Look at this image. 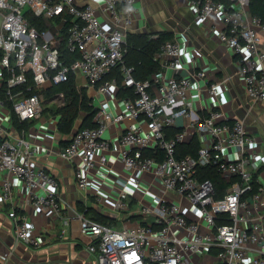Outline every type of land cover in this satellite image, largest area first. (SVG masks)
Here are the masks:
<instances>
[{
    "label": "built area",
    "instance_id": "2783aa9c",
    "mask_svg": "<svg viewBox=\"0 0 264 264\" xmlns=\"http://www.w3.org/2000/svg\"><path fill=\"white\" fill-rule=\"evenodd\" d=\"M249 1L181 0L199 25L210 23L209 36L235 57L246 95L263 105L264 20L250 14ZM33 18L50 25L39 28ZM139 19V0H0V209L8 207L15 241L41 245L24 207L54 218L65 204L39 158L51 154L43 140L58 139L56 110L66 102L50 90L74 76L93 90L95 126L73 130L58 156L72 167L76 189L112 211L114 224L95 220L86 202L78 214L95 264H264L259 140L217 102L200 113L204 94L220 95L219 82L181 35L153 54L157 72L135 78L124 57ZM63 30L68 60L54 47ZM179 119L184 125L169 134ZM191 134L199 138L195 154L178 155ZM207 169L224 189L203 177Z\"/></svg>",
    "mask_w": 264,
    "mask_h": 264
},
{
    "label": "crops",
    "instance_id": "0c3cea01",
    "mask_svg": "<svg viewBox=\"0 0 264 264\" xmlns=\"http://www.w3.org/2000/svg\"><path fill=\"white\" fill-rule=\"evenodd\" d=\"M76 1L79 5L91 2V0ZM139 4L138 29L130 34L152 35L166 32L172 35L171 38L181 35L186 40L194 61L205 70L210 80L219 82L220 95L217 98H210L204 94L200 113H206L211 106L216 108L212 104L217 102L228 120L239 119L244 122L247 132L259 140L258 150L264 155V104L255 105L246 95L238 75L236 59L209 36L207 30L211 28L210 23L199 25L192 10L181 0H139ZM191 71L193 70H189ZM77 82L84 86L80 78H77ZM52 90V93L59 92L57 87L50 92ZM86 92L91 98L93 90L86 87ZM83 117L84 114H80L76 119L73 130L81 126ZM18 124L21 128L22 124L17 121L15 125L18 127ZM175 125L168 129L169 134L173 135L183 126L184 120H177ZM68 138L69 136L58 135L57 140H43L46 147L51 150V154L39 158V162L60 182V192L65 199L61 215L54 218L45 217L34 214L30 207H24V210L20 211L27 217L41 245L30 247L17 243L13 236L12 222L6 215L8 207L0 209V256L9 253L7 264H95L94 255L87 251L92 239L80 233L78 214L84 210L83 203L86 202V206L90 209L89 214L95 220L107 224H114L115 221L110 217L112 213L110 209L100 210L94 205L93 197H87L76 189L72 167L58 156L62 147L61 140L66 139L68 143ZM198 140L196 134L189 135L185 142L177 145L178 155L195 154L200 145ZM262 171L264 172V166ZM64 220H68L66 226Z\"/></svg>",
    "mask_w": 264,
    "mask_h": 264
},
{
    "label": "trees",
    "instance_id": "16d2710c",
    "mask_svg": "<svg viewBox=\"0 0 264 264\" xmlns=\"http://www.w3.org/2000/svg\"><path fill=\"white\" fill-rule=\"evenodd\" d=\"M214 1H221L229 4V0ZM248 10L251 15L264 20V0H250ZM32 23L39 28L46 27L45 22L42 20L33 18ZM65 35V31L63 30L62 34L59 36V40L54 44V47L58 50L63 59L68 60L69 57L64 44ZM150 35L128 34L127 37V51L124 60L127 65L134 68V76L136 79H146L152 73L158 71V66L153 60V54L164 41L172 37L170 33L166 32L157 33L158 37L156 39H151ZM57 89L64 94L66 99L65 105L56 110V113L60 115L58 124L59 135L70 136L74 129L75 121L80 114H84L80 128L95 126L93 117L95 116L96 110H94L91 104V99L87 96L85 86L80 85L75 77L71 76L66 83L58 86ZM15 122L17 123L16 120ZM22 126L25 127V123H22ZM66 144L67 140L62 139L60 145L64 147ZM202 175L203 177L213 180L219 191L224 189L225 184L214 170H204Z\"/></svg>",
    "mask_w": 264,
    "mask_h": 264
},
{
    "label": "rangeland",
    "instance_id": "374dc122",
    "mask_svg": "<svg viewBox=\"0 0 264 264\" xmlns=\"http://www.w3.org/2000/svg\"><path fill=\"white\" fill-rule=\"evenodd\" d=\"M45 25H46V26H47V25H50V23H46V22H45ZM61 34H62V33H61ZM61 34H59V36H60Z\"/></svg>",
    "mask_w": 264,
    "mask_h": 264
},
{
    "label": "water",
    "instance_id": "95a60500",
    "mask_svg": "<svg viewBox=\"0 0 264 264\" xmlns=\"http://www.w3.org/2000/svg\"><path fill=\"white\" fill-rule=\"evenodd\" d=\"M80 127V126H79ZM79 127H78V129H79Z\"/></svg>",
    "mask_w": 264,
    "mask_h": 264
}]
</instances>
